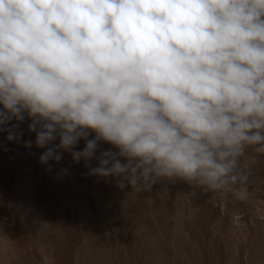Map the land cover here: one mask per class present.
<instances>
[{
    "label": "clouds",
    "instance_id": "1",
    "mask_svg": "<svg viewBox=\"0 0 264 264\" xmlns=\"http://www.w3.org/2000/svg\"><path fill=\"white\" fill-rule=\"evenodd\" d=\"M26 120L46 171L69 153L137 195L179 179L247 199L264 0H0V133L20 143Z\"/></svg>",
    "mask_w": 264,
    "mask_h": 264
},
{
    "label": "rangeland",
    "instance_id": "2",
    "mask_svg": "<svg viewBox=\"0 0 264 264\" xmlns=\"http://www.w3.org/2000/svg\"><path fill=\"white\" fill-rule=\"evenodd\" d=\"M28 123L19 127L20 143L0 133L7 264H75L77 257L79 264H264V156L251 169L244 200L179 179H161L137 195L112 177L88 175L69 153L46 171ZM24 140L33 141L31 149Z\"/></svg>",
    "mask_w": 264,
    "mask_h": 264
}]
</instances>
